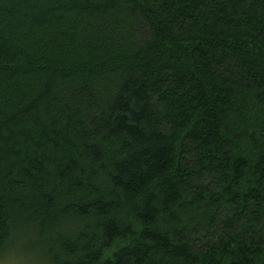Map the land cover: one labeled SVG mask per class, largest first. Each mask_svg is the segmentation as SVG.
Returning <instances> with one entry per match:
<instances>
[{
  "label": "trees",
  "instance_id": "obj_1",
  "mask_svg": "<svg viewBox=\"0 0 264 264\" xmlns=\"http://www.w3.org/2000/svg\"><path fill=\"white\" fill-rule=\"evenodd\" d=\"M264 264V0H0V260Z\"/></svg>",
  "mask_w": 264,
  "mask_h": 264
},
{
  "label": "rangeland",
  "instance_id": "obj_2",
  "mask_svg": "<svg viewBox=\"0 0 264 264\" xmlns=\"http://www.w3.org/2000/svg\"><path fill=\"white\" fill-rule=\"evenodd\" d=\"M29 264L28 262L22 260V258L18 254L8 255L7 258L0 260V264Z\"/></svg>",
  "mask_w": 264,
  "mask_h": 264
},
{
  "label": "clouds",
  "instance_id": "obj_3",
  "mask_svg": "<svg viewBox=\"0 0 264 264\" xmlns=\"http://www.w3.org/2000/svg\"><path fill=\"white\" fill-rule=\"evenodd\" d=\"M5 264H6V262H5Z\"/></svg>",
  "mask_w": 264,
  "mask_h": 264
}]
</instances>
